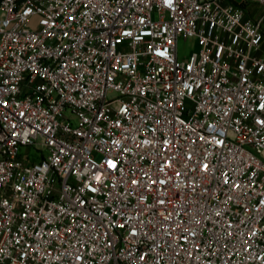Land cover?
<instances>
[{
    "label": "built area",
    "instance_id": "1",
    "mask_svg": "<svg viewBox=\"0 0 264 264\" xmlns=\"http://www.w3.org/2000/svg\"><path fill=\"white\" fill-rule=\"evenodd\" d=\"M0 264H264V0H0Z\"/></svg>",
    "mask_w": 264,
    "mask_h": 264
},
{
    "label": "rangeland",
    "instance_id": "2",
    "mask_svg": "<svg viewBox=\"0 0 264 264\" xmlns=\"http://www.w3.org/2000/svg\"><path fill=\"white\" fill-rule=\"evenodd\" d=\"M195 47V39L194 38H180L178 42V52L179 56L186 57L189 55L190 51L193 50ZM33 157H36V152L33 149Z\"/></svg>",
    "mask_w": 264,
    "mask_h": 264
}]
</instances>
